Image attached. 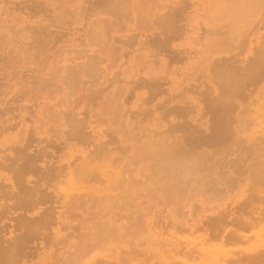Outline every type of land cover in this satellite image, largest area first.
I'll use <instances>...</instances> for the list:
<instances>
[{"label":"bare ground","instance_id":"6f19581e","mask_svg":"<svg viewBox=\"0 0 264 264\" xmlns=\"http://www.w3.org/2000/svg\"><path fill=\"white\" fill-rule=\"evenodd\" d=\"M0 264H264V0H0Z\"/></svg>","mask_w":264,"mask_h":264},{"label":"rangeland","instance_id":"374dc122","mask_svg":"<svg viewBox=\"0 0 264 264\" xmlns=\"http://www.w3.org/2000/svg\"><path fill=\"white\" fill-rule=\"evenodd\" d=\"M108 215H112V213L107 211L106 216H108Z\"/></svg>","mask_w":264,"mask_h":264}]
</instances>
